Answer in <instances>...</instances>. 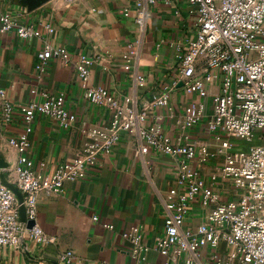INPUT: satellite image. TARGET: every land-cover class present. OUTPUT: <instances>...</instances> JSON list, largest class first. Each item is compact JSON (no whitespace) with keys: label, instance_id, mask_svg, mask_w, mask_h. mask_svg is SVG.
Listing matches in <instances>:
<instances>
[{"label":"crops","instance_id":"obj_1","mask_svg":"<svg viewBox=\"0 0 264 264\" xmlns=\"http://www.w3.org/2000/svg\"><path fill=\"white\" fill-rule=\"evenodd\" d=\"M133 4L134 0H44L29 9L26 0H0V14L10 11L34 26L31 37L0 30V85L8 97L16 105L40 97L30 92L37 84L42 90L65 92L66 105L78 114L70 128L45 115L35 117L28 153L37 165L45 161L48 169L74 158L86 141L81 126L104 125L110 118L109 109L85 97L75 63L80 53L95 58L90 83L106 85L120 101L147 109L148 124H157L174 140L198 148L212 142L208 117L194 125L184 122L185 107L196 95L187 93L179 84L181 80L172 86L180 78L173 42L194 31L188 4L159 0L149 5L144 27L135 20ZM125 7H130L129 15L124 14ZM48 23L54 26L53 31L48 30ZM137 36L141 38L139 53L132 67L126 69L122 53L127 41ZM47 43L68 47L72 59L54 56L41 74L35 64ZM137 72L145 74L144 81L138 80ZM171 86V109L152 100L154 93ZM1 111L0 107V120ZM23 127L18 108L9 120H1L0 154L9 163L6 176L14 184L19 152L9 138ZM144 142L138 133L122 131L113 150L101 152L98 164L88 167L86 177L67 180L53 193L41 191L36 222L56 240L42 243L25 235L20 245H0V264L134 263L132 243L123 231L137 224L143 225V238L152 246L144 264H163L166 256L154 246L165 232V199L167 192L177 187V160L153 147L141 151ZM220 160L218 156L205 163L195 160L194 164L228 197L232 185L220 176ZM205 214L199 199L192 202L184 225L196 226L205 220ZM106 222L114 223V227L108 228ZM67 249L75 251L71 261L62 256ZM184 258V254L175 256L171 264H185Z\"/></svg>","mask_w":264,"mask_h":264},{"label":"built area","instance_id":"obj_2","mask_svg":"<svg viewBox=\"0 0 264 264\" xmlns=\"http://www.w3.org/2000/svg\"><path fill=\"white\" fill-rule=\"evenodd\" d=\"M158 1L134 0L139 26L144 27L149 5ZM163 1L186 2L193 15L194 31L173 42L180 78L172 86L181 80L185 91L196 95L185 107L184 122L194 125L208 117L212 142L198 148L174 140L157 124H148L147 109L120 101L106 85L90 83L95 58L80 53L75 63L85 97L109 109L110 118L104 125L81 126L86 137L82 150L47 169L45 161L37 165L28 153L35 117L45 115L70 128L78 120L77 112L66 105L65 92H49L34 84L30 92L40 97L16 105L0 85L1 120H9L17 108L23 116V130L11 135L9 142L19 152L15 183L23 192L27 218H36L41 191L53 193L67 180L86 177L88 167L98 164L100 153L113 150L122 131L136 132L145 139L141 151L153 147L177 160V187L170 189L165 199V232L154 246L166 256L163 264H171L180 254L185 255V264H264V0ZM130 10L125 7L124 14L129 15ZM47 26L54 30L51 23ZM0 30H14L22 37L34 34L32 23L22 22L10 11L0 14ZM140 43L139 36L127 41L122 53L126 69L136 60ZM54 56L72 59L68 47L47 43L35 64L41 74ZM137 78L144 81L146 77L137 72ZM172 86L154 93L152 100L171 109ZM218 156L220 176L232 185L228 197L194 164L195 160L205 163ZM198 199L205 207V220L186 227V215ZM19 205L17 194L0 175V245H20L25 235L42 243L56 240L37 222L29 227L21 220ZM105 225L114 227L112 222ZM123 236L132 243L134 263L129 264H144L152 246L143 238V225H133ZM62 256L71 261L75 251L67 249Z\"/></svg>","mask_w":264,"mask_h":264},{"label":"water","instance_id":"obj_3","mask_svg":"<svg viewBox=\"0 0 264 264\" xmlns=\"http://www.w3.org/2000/svg\"><path fill=\"white\" fill-rule=\"evenodd\" d=\"M27 5L29 9H33L37 5L41 4L44 0H26ZM183 82L180 81L179 84H182ZM9 163L6 161L5 157L0 154V175L3 181L8 184L17 194L18 200L20 202L19 205V217L21 220L26 221L27 225L29 227H32L36 223V218H27V213H26V206L24 203V195L21 189L14 183L8 181L7 176H6V168L8 167Z\"/></svg>","mask_w":264,"mask_h":264}]
</instances>
